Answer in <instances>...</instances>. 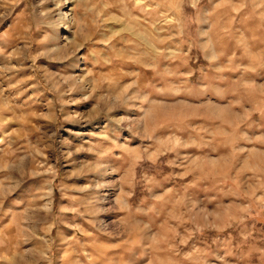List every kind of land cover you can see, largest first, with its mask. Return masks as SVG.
<instances>
[{
	"label": "rangeland",
	"instance_id": "obj_1",
	"mask_svg": "<svg viewBox=\"0 0 264 264\" xmlns=\"http://www.w3.org/2000/svg\"><path fill=\"white\" fill-rule=\"evenodd\" d=\"M0 264H264V0H0Z\"/></svg>",
	"mask_w": 264,
	"mask_h": 264
},
{
	"label": "bare ground",
	"instance_id": "obj_2",
	"mask_svg": "<svg viewBox=\"0 0 264 264\" xmlns=\"http://www.w3.org/2000/svg\"><path fill=\"white\" fill-rule=\"evenodd\" d=\"M63 19H66L65 16H63Z\"/></svg>",
	"mask_w": 264,
	"mask_h": 264
}]
</instances>
